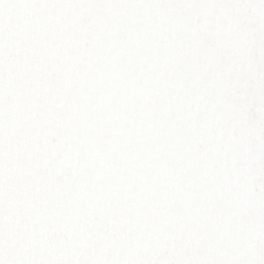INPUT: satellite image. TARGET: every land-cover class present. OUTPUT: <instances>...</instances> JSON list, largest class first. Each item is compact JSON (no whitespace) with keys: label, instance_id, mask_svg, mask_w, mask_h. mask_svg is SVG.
<instances>
[{"label":"snow or ice","instance_id":"1","mask_svg":"<svg viewBox=\"0 0 264 264\" xmlns=\"http://www.w3.org/2000/svg\"><path fill=\"white\" fill-rule=\"evenodd\" d=\"M0 264H264V0H0Z\"/></svg>","mask_w":264,"mask_h":264}]
</instances>
